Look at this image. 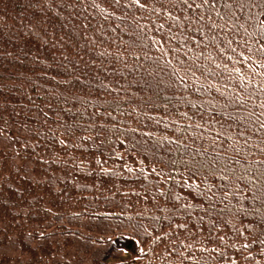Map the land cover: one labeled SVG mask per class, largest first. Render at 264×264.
Wrapping results in <instances>:
<instances>
[{
  "label": "trees",
  "instance_id": "trees-1",
  "mask_svg": "<svg viewBox=\"0 0 264 264\" xmlns=\"http://www.w3.org/2000/svg\"><path fill=\"white\" fill-rule=\"evenodd\" d=\"M0 264H264V0H0Z\"/></svg>",
  "mask_w": 264,
  "mask_h": 264
}]
</instances>
